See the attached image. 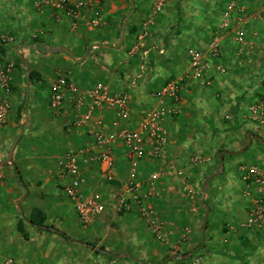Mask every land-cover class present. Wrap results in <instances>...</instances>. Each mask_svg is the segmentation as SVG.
Here are the masks:
<instances>
[{
  "label": "crops",
  "instance_id": "0c3cea01",
  "mask_svg": "<svg viewBox=\"0 0 264 264\" xmlns=\"http://www.w3.org/2000/svg\"><path fill=\"white\" fill-rule=\"evenodd\" d=\"M153 2L70 0V9L81 5L73 16L68 9L57 6L39 8L36 0H0V37L7 35L12 39L1 47V52L15 67L13 92L8 97V123H0V164L12 161L0 166V234L11 230L25 237L22 229L29 238L32 228V233L38 236V250L50 241L69 249L62 252L55 264H88L92 260L93 264H161L166 260L164 264H185L189 259H181L193 251V257L202 258V264H264V231L242 228L258 189L255 186L248 189L240 175L232 171L233 158L248 149L256 146L264 154V114L263 121L256 122L251 113L264 97L263 0L238 2L246 16L253 17L245 27V37L240 40L232 31L223 38L221 57L208 59L203 79L181 92L178 116L168 117L164 122L169 144L163 157L158 160L146 157L140 164L136 193L148 196L147 202L164 223L165 243L149 232L134 196L129 197L132 204L129 213L118 211L114 195L131 177L128 150L113 127L116 111L104 106L91 114L88 124L74 125L90 113V92L103 86L112 96H129L131 122L126 127L136 129L145 114L159 108L157 95L167 83L186 75L189 51L208 52L230 6V0H170L164 12L151 16ZM257 14H261L259 19ZM144 34L146 37L141 40ZM148 50L153 54L150 75L133 85L132 80L144 67L142 54ZM161 51L165 54H160ZM61 75L70 78L80 95L68 93L61 108L53 110L52 88ZM38 86L47 89L45 109L51 113L48 116L39 111L36 128L32 115L27 114L30 98L25 89L32 90L39 102L43 91ZM2 97L0 92V100ZM98 129L115 138L117 178L108 182L99 163H81L86 182L83 191L98 195L106 213L92 226L83 228V235L79 236L83 245L73 248L64 245V237L59 234L72 238L70 227L62 224L74 222L77 216L56 168L68 153L83 147L101 153L93 138ZM35 131L38 136H33ZM26 133L28 136L24 138ZM46 139L60 142L54 169L48 160L35 153V142L40 145ZM22 140L27 143L20 151L11 150ZM33 142L34 145H29ZM219 155L224 162L222 172L210 181L203 197L205 182L221 170ZM195 158L202 162H193ZM15 167L22 170V181ZM154 174L159 178L152 183L150 177ZM219 176H223V181L209 193L210 184ZM47 201L55 203L51 214L47 206L33 209L39 202ZM206 207L210 213L205 244L199 249ZM38 213L45 215V226L53 230H36L30 224ZM45 250V258L51 259L53 249ZM74 251L83 253L85 261L76 258L73 261Z\"/></svg>",
  "mask_w": 264,
  "mask_h": 264
},
{
  "label": "built area",
  "instance_id": "2783aa9c",
  "mask_svg": "<svg viewBox=\"0 0 264 264\" xmlns=\"http://www.w3.org/2000/svg\"><path fill=\"white\" fill-rule=\"evenodd\" d=\"M170 0H154L151 16L161 13ZM241 0H230V6L225 14L223 22L218 26L213 36L209 50L207 53L190 50L189 70L183 77L176 78L167 83L163 90L157 95L160 101L158 109L145 114L136 129L126 127L131 122L130 115V98L127 94L120 96H112L103 86H98L90 92L92 99V108L90 113L80 118L74 123L75 126L86 125L91 120V114L104 106H109L117 113V118L113 123V127L117 130L118 137L123 141L128 150V163L130 170V182L122 187L118 193L114 195L117 200L118 211L129 213L132 209L129 197L134 196V200L139 208L141 217L147 223L149 232L153 237L165 243L167 238L164 235V223L156 214L153 207L147 202L148 196L137 195L136 177L139 172L141 162L148 157L151 160L161 159L169 144L168 133L164 127V122L168 117H177L179 114L178 105L181 102V92L189 86L201 79L203 73L208 68V59H219L221 57V42L223 38L230 32H235L238 39L245 37V27L253 18L245 14V10L238 6ZM39 8L46 5L57 6L59 8L68 9L73 16L77 15L81 5H76L74 9H70V0H36ZM264 12V0L261 7ZM261 14H257L256 18H260ZM151 21L146 23L144 29L150 25ZM146 34L140 37L143 40ZM12 42L7 36L0 37V92L3 97L0 100V123L6 125L10 115V103L8 97L13 92L12 73L14 65L7 62L1 52V47ZM137 48L134 50V53ZM151 51H145L142 54L143 60L146 61ZM160 54H165L161 51ZM145 76L144 67L141 73L132 80L131 84L136 85ZM70 93L73 96L80 95V90L70 81L68 76L61 75L52 88L50 98V106L53 110H59L64 102L66 95ZM253 120L262 122L264 114V97L261 101L251 109ZM98 126L102 127V123L98 122ZM95 147L101 149V153H96L94 149L83 147L78 151L68 153L63 162L58 166L61 179L65 182L64 193L67 198L74 204L75 211L79 216V220L84 227H90L102 215L106 213L105 204L98 195H87L84 191L85 179L81 170V163L90 164L99 163L101 173L108 182L116 180V157L114 155L113 136L106 135L101 129L93 133ZM195 163H201L200 158H195ZM240 179L244 182L248 189L252 186L257 187L258 194L250 208L248 221L242 226L245 229L256 228L264 231V170L257 167L240 168ZM159 176L154 174L150 177V181L155 183ZM2 178L0 177V180ZM191 194H193L191 192ZM5 264H18L12 259H8ZM185 264H202L201 257H191Z\"/></svg>",
  "mask_w": 264,
  "mask_h": 264
},
{
  "label": "rangeland",
  "instance_id": "374dc122",
  "mask_svg": "<svg viewBox=\"0 0 264 264\" xmlns=\"http://www.w3.org/2000/svg\"><path fill=\"white\" fill-rule=\"evenodd\" d=\"M166 9V8H165ZM164 9V11H165ZM163 11V12H164ZM152 12V8L150 10L151 14ZM152 55L150 54V56L148 57V59L143 63L144 69H145V77L150 75V70L152 69ZM51 63V62H50ZM67 69V67H66ZM74 69V68H73ZM141 73V70L138 72V74ZM67 76V75H64ZM39 89L41 91H43L40 96V101L38 102V98H34L36 97L32 90L29 91L28 88L25 89V95L27 96V94H29V98L30 101L27 102V114L32 115V120H34V125L38 123V112L39 111H44L48 114V116L50 115L51 112L46 111L45 109V95L47 93V89L43 86H38ZM29 92V93H28ZM31 98L34 99V101L31 102ZM44 107L43 109L41 108ZM36 128H38V126H36ZM28 132V131H27ZM36 131L33 133V136L36 135ZM32 134V133H31ZM28 136V133L25 134L26 138ZM38 136V135H36ZM23 138V139H24ZM48 138V136L46 137ZM53 138V137H51ZM27 142L22 140L20 145H16V143L12 146L13 151L17 152L20 151V149L22 147H24V145ZM35 143H37L36 145H34ZM33 142V143H29V145H34L37 146L35 147L37 149V151L35 152L38 156L41 155L42 158L44 160H48V164L50 165V167H52L54 169V166L56 164V160H55V152H56V148L58 147V144L60 143L59 141H56V139H46L45 141H40V145L37 142ZM31 147V146H30ZM30 147L28 148L30 150ZM39 148V150H38ZM48 148V149H47ZM48 150V151H46ZM32 150H30L31 152ZM50 153V154H49ZM235 159V160H234ZM233 167H232V171L233 173H237L238 175H241L240 172V167L241 166H245V167H251V166H258V167H263L264 168V154H262L261 152H259L256 148V146L248 149V151H246V153H243L235 158H233ZM238 165H240L238 167ZM57 173H59V170L56 168ZM22 173V170H20ZM23 174V173H22ZM223 176H219V178H217L216 180L212 181V183L210 184L209 187V193L213 191V188L216 184L220 183L221 181H223ZM26 188V187H25ZM24 198V197H23ZM4 199V198H3ZM39 205H35L33 207H43L45 208V206H47L48 208V212L51 214L54 210V202L52 201H47V202H39ZM73 207L74 204L72 203ZM27 207L24 206V210L26 211ZM75 210V207H74ZM17 211V210H16ZM77 218L74 216V222L69 223V222H64V227H70V236L72 238H63V244L64 245H72V247L74 248L75 245L79 244V245H83L80 239L83 235V228L84 226L81 224L80 220H79V216L76 213ZM29 217V215L27 216ZM4 226V225H2ZM55 227H62L61 225H57L54 224ZM63 227V228H64ZM4 228V227H2ZM8 228V227H6ZM87 228V227H85ZM32 228H30V237L28 238V240L22 236L21 234H16V233H12V231H6V232H2L0 234V264L5 263L8 259H12L14 260L16 263L18 264H55L57 260H59V257L62 256V252L64 253L65 251H68L65 248H62V246L58 245L57 243H54L52 241H50L49 243L46 242V247L45 248H52L53 252L52 255L53 257L51 259H46L45 258V248L42 250H38V236L32 233ZM36 229V228H35ZM38 230V228L36 229ZM44 232V231H43ZM5 235V237H4ZM81 236V237H79ZM45 244V243H44ZM91 246V245H90ZM159 246V245H158ZM44 247V246H43ZM68 247V246H67ZM159 248V247H158ZM73 251V250H72ZM74 255V256H73ZM73 256V261L76 260H80L83 261L85 259V257L83 256V253H81L80 251L76 253V251H74V254L71 255V257ZM76 258V260H75ZM85 261V260H84ZM93 261V260H92ZM89 261L88 264H93L94 262ZM25 262V263H24Z\"/></svg>",
  "mask_w": 264,
  "mask_h": 264
},
{
  "label": "water",
  "instance_id": "95a60500",
  "mask_svg": "<svg viewBox=\"0 0 264 264\" xmlns=\"http://www.w3.org/2000/svg\"><path fill=\"white\" fill-rule=\"evenodd\" d=\"M66 53H68L69 55H71L70 54V52L69 51H67L66 50ZM251 139V138H250ZM251 143V142H250ZM249 143V144H250ZM244 151V150H243ZM242 151V152H243ZM219 162H220V166H221V170L218 172V173H216L214 176H212L211 178H209L206 182H205V184H204V187H203V197L206 195V193H207V186L209 185V183H210V181L212 180V179H214L215 177H217L221 172H222V168H223V166H224V162H223V158H222V155H219ZM7 163H12V161L10 160V161H5V162H3V163H1L0 164V166L1 165H5V164H7ZM206 211H207V214H206V220H205V224H204V228H203V241H202V245L199 247V249H201V248H203V246H204V244H205V232H206V224H207V217H208V215H209V213H210V208L209 207H206ZM44 228V227H43ZM195 253V251H193L192 253H190L189 255H186V256H184L181 260L182 261H185V260H188V259H190L192 256H193V254ZM114 258H117V257H114ZM167 261V260H166ZM166 261H164V262H162L161 264H164Z\"/></svg>",
  "mask_w": 264,
  "mask_h": 264
},
{
  "label": "trees",
  "instance_id": "16d2710c",
  "mask_svg": "<svg viewBox=\"0 0 264 264\" xmlns=\"http://www.w3.org/2000/svg\"><path fill=\"white\" fill-rule=\"evenodd\" d=\"M38 44H42V43L39 42ZM15 171L17 173L18 178L22 181V176H21V172H20L19 168L15 167ZM30 224L37 227V228H43L44 227V228H46V230H49V231L53 230V229H50V228L45 226V215L43 213H38V215H36L34 218H32L30 220ZM20 232L25 235L26 239L28 238L27 234H25L22 229H20ZM57 233H59V232L57 231ZM59 234H61L65 239L68 238L65 234H62V233H59Z\"/></svg>",
  "mask_w": 264,
  "mask_h": 264
}]
</instances>
